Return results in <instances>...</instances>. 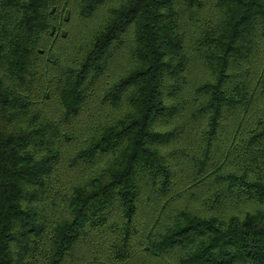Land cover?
Returning <instances> with one entry per match:
<instances>
[{"label": "trees", "instance_id": "1", "mask_svg": "<svg viewBox=\"0 0 264 264\" xmlns=\"http://www.w3.org/2000/svg\"><path fill=\"white\" fill-rule=\"evenodd\" d=\"M0 264H264V0H0Z\"/></svg>", "mask_w": 264, "mask_h": 264}]
</instances>
